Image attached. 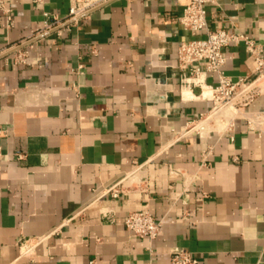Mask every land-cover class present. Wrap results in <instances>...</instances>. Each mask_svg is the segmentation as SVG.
I'll list each match as a JSON object with an SVG mask.
<instances>
[{"label": "crops", "instance_id": "1", "mask_svg": "<svg viewBox=\"0 0 264 264\" xmlns=\"http://www.w3.org/2000/svg\"><path fill=\"white\" fill-rule=\"evenodd\" d=\"M5 1L14 27L0 16V264H169L175 248L197 264H264V136L235 120L179 138L212 109L181 86L177 47L204 37L177 22L185 2L114 0L41 34L66 19L70 0ZM207 11L211 29L264 48V0ZM226 56L228 76L250 74L242 43ZM208 117L195 130L224 128ZM145 209L162 223L151 241L124 226Z\"/></svg>", "mask_w": 264, "mask_h": 264}, {"label": "built area", "instance_id": "2", "mask_svg": "<svg viewBox=\"0 0 264 264\" xmlns=\"http://www.w3.org/2000/svg\"><path fill=\"white\" fill-rule=\"evenodd\" d=\"M39 0H37L38 2ZM114 0H70L68 16L62 22L53 18L54 24L45 23L41 34L54 30L61 24H74L81 18L86 17L92 10L109 4ZM185 2L182 15L177 22L182 28L193 34H203L204 37L181 42L176 50L177 68L181 73V86L187 89L198 88L199 97L202 100L211 102L212 109L205 115L212 114L218 108L225 106L234 107L238 114L235 116L227 129L235 120L246 123L248 129L256 132L258 136H264V107L258 111H251L249 108L257 100L264 101V48L255 43L246 35L240 32L226 31L222 29H211L207 21V7L212 6L221 10L223 0H183ZM0 16L3 17V28L10 30L14 27L12 9L5 0H0ZM215 16V15H213ZM235 43H242L248 58L252 62V69L249 75L233 79L225 73L227 63L226 50ZM19 62L25 63L26 56H19ZM214 75L215 84H208L206 78ZM204 116L194 123L188 124L179 133V138L188 135L198 134L201 138H209L215 132L202 136L195 126ZM224 121V120H223ZM212 147H208L201 155L200 168L210 166ZM16 159H22L16 155ZM0 147V162H7ZM112 198H118L122 193L118 184L107 190ZM101 219L107 222L114 221V213L100 210ZM125 228L134 238L154 240L161 227V221H156L147 209L137 212H129L124 220ZM27 241L23 242L26 248ZM26 252V251H25ZM169 264H197V260L186 250L175 248L169 254Z\"/></svg>", "mask_w": 264, "mask_h": 264}, {"label": "bare ground", "instance_id": "3", "mask_svg": "<svg viewBox=\"0 0 264 264\" xmlns=\"http://www.w3.org/2000/svg\"><path fill=\"white\" fill-rule=\"evenodd\" d=\"M229 113H232V115L230 116V117H228V115H229ZM237 114H238V112H237V110L234 108V107H232V106H229V107H225V106H222V107H220V108H218L217 110H215L212 114H210L209 115V120L210 119H212L213 117H215V119L216 118H218V119H220L221 120V118H223V120H224V128H221V129H213V130H211V131H209V132H207V133H200L201 135H204V136H206V135H209L212 131H214V130H217V131H221V130H223V129H225L227 126H228V124L230 123V121L235 117V116H237ZM208 120V121H209ZM217 121V120H216ZM206 123V122H205ZM222 123V122H221ZM200 124H198V127H200L199 126ZM215 125H216V122H215ZM219 125V124H218ZM217 125V126H218ZM222 125H223V123H222ZM201 126H202V124H201ZM196 127H197V125H196ZM201 128V127H200ZM219 128H220V126H219ZM197 130V129H196ZM199 130V129H198ZM203 130V129H202ZM201 130V131H202Z\"/></svg>", "mask_w": 264, "mask_h": 264}, {"label": "rangeland", "instance_id": "4", "mask_svg": "<svg viewBox=\"0 0 264 264\" xmlns=\"http://www.w3.org/2000/svg\"><path fill=\"white\" fill-rule=\"evenodd\" d=\"M231 115H232V113H229L228 117H230ZM206 117H207V116H204V117L202 118V120L206 119ZM202 120H200V122H201ZM220 122H224V121H223V118H221Z\"/></svg>", "mask_w": 264, "mask_h": 264}]
</instances>
